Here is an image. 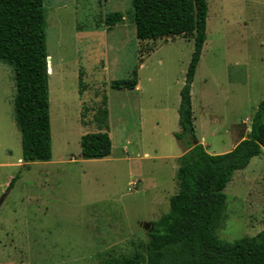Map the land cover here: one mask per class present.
<instances>
[{"label":"rangeland","instance_id":"374dc122","mask_svg":"<svg viewBox=\"0 0 264 264\" xmlns=\"http://www.w3.org/2000/svg\"><path fill=\"white\" fill-rule=\"evenodd\" d=\"M207 40L192 86L196 135L231 152L264 101V0H207ZM53 160L25 164L14 73L0 63V264H100L143 251L178 192L180 93L194 53L187 37L141 42L132 0H45ZM122 14L113 28L106 17ZM137 71L141 92L114 81ZM108 97L113 151L84 161L81 141ZM17 180L12 189L9 186ZM218 237L264 230V153L225 191Z\"/></svg>","mask_w":264,"mask_h":264},{"label":"trees","instance_id":"16d2710c","mask_svg":"<svg viewBox=\"0 0 264 264\" xmlns=\"http://www.w3.org/2000/svg\"><path fill=\"white\" fill-rule=\"evenodd\" d=\"M133 23L141 42L187 37L194 53L179 107L180 133L174 135L186 153L178 159V192L170 211L153 223L143 251L100 264H264V230L256 237L225 243L218 237L227 196L225 191L236 173L245 171L264 153V101L259 104L251 132L229 153L210 155L198 141L192 106V86L207 40V0H132ZM45 0H0V63L14 73L15 122L22 136L25 164L53 160L50 116V75L47 52ZM122 14H111L105 24L113 28ZM137 71L128 80L114 81V91L138 87ZM108 97L93 119L97 133L81 141L84 161L111 157ZM17 178L9 186L13 188Z\"/></svg>","mask_w":264,"mask_h":264},{"label":"crops","instance_id":"0c3cea01","mask_svg":"<svg viewBox=\"0 0 264 264\" xmlns=\"http://www.w3.org/2000/svg\"><path fill=\"white\" fill-rule=\"evenodd\" d=\"M117 92H124V91H117ZM127 92H134V93H140L141 92V86H140V82L138 83V87H137V89L136 90H133V91H127ZM181 102V101H180ZM251 129V128H250ZM176 134V133H175ZM174 134V135H175ZM110 136H111V127H110ZM111 138V137H110ZM199 141V140H198ZM243 141V140H242ZM241 143V142H240ZM202 144V143H201ZM203 145V144H202ZM204 146V145H203ZM237 146H238V144H237ZM236 146V147H237ZM235 147V148H236ZM234 148V149H235ZM226 153H228V152H226Z\"/></svg>","mask_w":264,"mask_h":264},{"label":"water","instance_id":"95a60500","mask_svg":"<svg viewBox=\"0 0 264 264\" xmlns=\"http://www.w3.org/2000/svg\"><path fill=\"white\" fill-rule=\"evenodd\" d=\"M51 69V66L49 64V59H48V71ZM252 129H250V132H251ZM2 204V202H0V205Z\"/></svg>","mask_w":264,"mask_h":264}]
</instances>
